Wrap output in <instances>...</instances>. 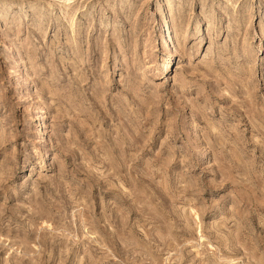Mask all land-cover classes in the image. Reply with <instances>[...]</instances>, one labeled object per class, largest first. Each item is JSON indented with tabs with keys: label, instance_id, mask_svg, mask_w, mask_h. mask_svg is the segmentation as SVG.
Listing matches in <instances>:
<instances>
[{
	"label": "rangeland",
	"instance_id": "1",
	"mask_svg": "<svg viewBox=\"0 0 264 264\" xmlns=\"http://www.w3.org/2000/svg\"><path fill=\"white\" fill-rule=\"evenodd\" d=\"M0 264H264V0H0Z\"/></svg>",
	"mask_w": 264,
	"mask_h": 264
}]
</instances>
